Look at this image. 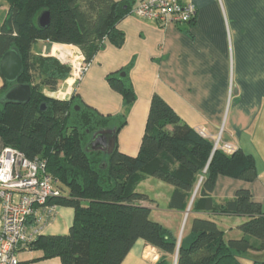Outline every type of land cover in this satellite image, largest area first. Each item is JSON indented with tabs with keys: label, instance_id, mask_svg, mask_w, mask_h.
I'll return each mask as SVG.
<instances>
[{
	"label": "trees",
	"instance_id": "1",
	"mask_svg": "<svg viewBox=\"0 0 264 264\" xmlns=\"http://www.w3.org/2000/svg\"><path fill=\"white\" fill-rule=\"evenodd\" d=\"M2 1L8 4V13L0 26V60L15 49L23 68L16 82L4 79L0 89V136L4 145L18 148L30 158H46L61 190L49 203L75 210L68 233H38L34 237L25 249L41 253L34 260L59 257L62 264H122L138 239L160 251L155 264H174L175 259L177 264H244V253L264 251V208L252 191L240 187L232 198L221 201L212 196L219 175L257 179L252 153L236 149L229 154L214 148L213 138L183 121L157 93L136 155L118 148L110 155L89 151L87 144L94 132L111 127L119 132L127 122V112L137 98L130 66L107 75L111 87L123 97L124 110L116 116L118 122L77 97L52 96L71 67L57 56L37 52L35 45L41 40L75 45L85 62L91 63L107 39L116 46L124 43L125 34L118 23L128 15L131 1ZM46 10L51 19L42 27L38 19ZM19 83L31 85L30 100L2 102L5 91ZM149 177L173 186L170 208L186 210L198 188L190 212L245 216L239 226L243 234L227 237L214 218L194 216L192 238L179 246L175 233L151 218L147 203L156 200L137 190ZM253 264H264V260Z\"/></svg>",
	"mask_w": 264,
	"mask_h": 264
},
{
	"label": "crops",
	"instance_id": "2",
	"mask_svg": "<svg viewBox=\"0 0 264 264\" xmlns=\"http://www.w3.org/2000/svg\"><path fill=\"white\" fill-rule=\"evenodd\" d=\"M117 1L134 4L140 0ZM183 2L195 3L198 13L193 22L162 27L152 19L125 16L118 23V28L125 34L124 43L116 46L107 39L83 78L74 84L68 76L52 96L60 99L77 97L103 116H112L118 122L116 116L124 110L123 97L111 87L107 75L130 66L128 72L137 98L127 112L126 124L117 133V148L121 152L131 155L139 152L151 101L157 93L183 121L198 130H205L214 141L221 135L222 143L256 156L257 149L264 147V0ZM7 13L8 4L0 0V26ZM69 47L77 51V57L80 56L81 50L75 45L44 40L35 45V50L43 55L57 56L69 66L73 56ZM4 84L0 73V89ZM2 146L0 136V151ZM256 165L258 173L262 174L258 161ZM258 179L259 175L254 181L219 175L212 196L221 201L232 198L240 187H248L264 208V191ZM172 191L173 187L168 193L167 211L181 218L188 215L190 223L187 235L181 237L178 227L173 231L179 246L182 241L190 242L191 218L194 216H209L219 225L222 222L223 226H220L225 232L232 233L236 229L240 231L238 237L243 234L239 226L246 220L245 216L206 211H189L187 214L189 205L186 210L169 207ZM147 204L151 211L159 209L157 200ZM74 216L73 207L57 205L47 221L39 224L32 218L30 224L38 227L40 234H66L73 225ZM227 216H237L239 221L235 225L225 224ZM263 252L245 254L250 255V264H253L255 260H263L259 259ZM39 255L41 253L33 250H23L19 254V264H62L59 257L34 260ZM160 255L156 247L138 239L122 264H155ZM174 264H177L176 259Z\"/></svg>",
	"mask_w": 264,
	"mask_h": 264
},
{
	"label": "built area",
	"instance_id": "3",
	"mask_svg": "<svg viewBox=\"0 0 264 264\" xmlns=\"http://www.w3.org/2000/svg\"><path fill=\"white\" fill-rule=\"evenodd\" d=\"M198 10L193 2L183 0H140L132 4L128 15L152 19L160 26L181 25L195 20ZM77 57V56H76ZM79 60L70 63L69 78L76 84L88 70L81 51ZM207 135L205 130H201ZM215 148L231 154L236 149L222 143L221 135L215 140ZM60 180L48 169V160L30 158L13 146L4 145L0 151V264H19V254L27 249L39 233L30 224H39L53 216L56 205L49 203L61 195Z\"/></svg>",
	"mask_w": 264,
	"mask_h": 264
},
{
	"label": "water",
	"instance_id": "4",
	"mask_svg": "<svg viewBox=\"0 0 264 264\" xmlns=\"http://www.w3.org/2000/svg\"><path fill=\"white\" fill-rule=\"evenodd\" d=\"M50 19V11H43L38 19L39 25L42 27L47 26L50 23ZM22 68V58L19 52L15 49L7 51L0 60V73L8 82H16L22 72ZM122 75H125V72H122ZM31 95L32 88L30 84H14L1 96V101L4 103H26L30 100ZM41 107L42 109H45V104H42ZM117 133L118 132L114 127L104 128L94 132L87 144V149L89 151H102L106 155L112 154L117 148ZM106 164V162H103L104 167ZM197 189L195 190L194 196L197 193ZM189 211L190 208H188L187 213H189Z\"/></svg>",
	"mask_w": 264,
	"mask_h": 264
},
{
	"label": "rangeland",
	"instance_id": "5",
	"mask_svg": "<svg viewBox=\"0 0 264 264\" xmlns=\"http://www.w3.org/2000/svg\"><path fill=\"white\" fill-rule=\"evenodd\" d=\"M72 59V57H71ZM70 59V61H72ZM73 62V61H72ZM219 137V135H218ZM216 137L215 140L218 138ZM215 144V142H214ZM215 148V145H214ZM255 159L258 161L259 166L261 167V173H259V179H258V183L261 184L262 186V192L264 191V147H260L257 149V153L255 156ZM256 161V162H257ZM262 175V178H261ZM200 183V182H199ZM256 183L253 182V185H255ZM173 186L170 185L169 183L157 178V177H149V179L143 181L140 183V185L138 186V191L140 192H147L149 193L152 197H154L157 200V203L159 204V209H153V211H151V218L154 220H159L163 223H165L167 226H169L172 231H177V227L178 229H180V236L182 237L183 235H187L189 232V228H190V223L188 222V218L189 216L186 215L183 218L179 217V215H173V213H170L169 211H167L166 209V203H167V199H168V193L170 188H172ZM258 192L260 191L257 190ZM195 194V192H194ZM195 197V196H194ZM192 200H194V198H192ZM193 201L190 202L189 207L191 208ZM155 205V204H154ZM152 205V206H154ZM188 214V213H187ZM228 219L224 220L225 224L228 225H235L237 223V221H239V219H237V216H227ZM0 224H1V218H0ZM221 226H223V223H220ZM236 227V226H235ZM240 234V231L234 229V231L232 233H228L226 232V236L227 237H238ZM262 258L259 259H263L264 260V252L261 255ZM251 257L248 254H243L242 255V261L244 264H250Z\"/></svg>",
	"mask_w": 264,
	"mask_h": 264
},
{
	"label": "bare ground",
	"instance_id": "6",
	"mask_svg": "<svg viewBox=\"0 0 264 264\" xmlns=\"http://www.w3.org/2000/svg\"><path fill=\"white\" fill-rule=\"evenodd\" d=\"M69 50L72 52V61H70L71 63H76L79 59L76 57L77 56V51L76 50H74L72 47H69Z\"/></svg>",
	"mask_w": 264,
	"mask_h": 264
}]
</instances>
